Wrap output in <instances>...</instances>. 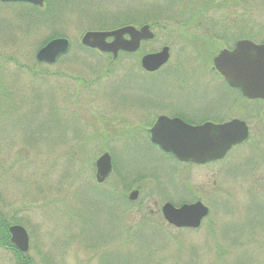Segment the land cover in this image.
Masks as SVG:
<instances>
[{"label":"rangeland","instance_id":"rangeland-1","mask_svg":"<svg viewBox=\"0 0 264 264\" xmlns=\"http://www.w3.org/2000/svg\"><path fill=\"white\" fill-rule=\"evenodd\" d=\"M186 2L62 0L59 8H53L52 19L42 25L19 17L21 7L0 3V204L29 233L33 261L264 264V187L240 186L239 177L245 174L227 173L223 216H217L216 207L198 231L176 229L163 219L160 224V218L135 220L136 216H126L125 206L116 199L111 210L91 198L88 185L81 197L76 193L75 181L94 183L101 154L95 143L77 153L75 131L92 132L90 123L102 121L92 111L102 113L108 106L121 105L122 90L185 84L203 86L215 96L219 86L227 91L213 65L222 44L215 41V46H205L201 39L205 30L198 24L180 30L184 16L178 10H191ZM130 9L135 15L152 10L146 19L158 26L156 39L145 43L140 53L121 55L109 64L108 57L82 46L87 32L112 30L118 24L114 18L127 15ZM219 12L205 18L218 21ZM194 15L192 22L202 20L196 9ZM136 24L148 23L140 18ZM53 35L70 40L69 52L55 65L40 64L37 51ZM165 46L170 48L169 63L157 74H146L141 67L143 56ZM204 176L205 172L198 173L194 181L207 183ZM13 261L0 248V264Z\"/></svg>","mask_w":264,"mask_h":264},{"label":"flooded vegetation","instance_id":"flooded-vegetation-1","mask_svg":"<svg viewBox=\"0 0 264 264\" xmlns=\"http://www.w3.org/2000/svg\"><path fill=\"white\" fill-rule=\"evenodd\" d=\"M160 1L172 5L178 3V0ZM186 1L193 17L188 26L191 24L190 27L194 28L198 24L199 28L205 30L206 36L201 39L207 47L215 46V41H219L222 49L218 54L223 50L233 51L243 41L264 45V0ZM195 9L202 20L194 23ZM215 11L222 13L220 20L205 18ZM143 44L145 43L142 46ZM101 55L108 57L110 64L115 63L121 55L136 54L120 53L116 59L111 54ZM158 72L146 74L154 75ZM216 73L227 89L221 90L219 86L216 96L214 91L210 93L203 86H130L122 90L124 100L121 105L108 106L107 111L102 113L98 109L92 111L102 121L99 124L90 123L92 132L89 130L87 135L79 128L75 131L74 141H77L79 149L77 153L82 154V151L95 143L101 156H111L112 169L105 180L100 182L95 163L94 183L86 182L82 185L81 181H75V184H79L76 193L81 197L83 189L88 185L91 198L105 203L111 210L112 202L116 199L125 206L126 216H136L138 221L147 216L153 222L160 218L158 223L161 224L163 207L167 204L181 209L186 205L202 203L209 210L207 216H213L216 207L219 211L217 216H223L220 211L224 208L228 172L245 174L239 177L240 186L249 184L263 188L264 175H258L260 172L264 173V97H248L242 89L231 86L221 74ZM98 103L97 101L96 104ZM161 118L179 120L194 127L236 122L233 133L241 141L232 146L221 159L204 164L182 161L154 141V138L165 137L169 131L168 127H164L154 136L153 132ZM84 126L87 127L86 124ZM171 131L175 132L173 129ZM117 155L121 156L119 162ZM202 172H205L204 179L208 182H195L194 176ZM12 264L47 263L13 261Z\"/></svg>","mask_w":264,"mask_h":264},{"label":"water","instance_id":"water-1","mask_svg":"<svg viewBox=\"0 0 264 264\" xmlns=\"http://www.w3.org/2000/svg\"><path fill=\"white\" fill-rule=\"evenodd\" d=\"M46 0H0L1 3H29L43 7ZM128 36L129 38H126ZM108 39H112L108 42ZM154 39L150 26L136 29L133 26L122 27L113 31L87 32L82 38V45L102 53H110L116 59L120 52L136 53L143 41ZM70 41L56 38L41 48L36 59L39 63L53 65L67 54ZM170 59V49L164 47L157 53L142 58V68L147 72H156ZM214 68L235 88H241L248 97H264V45L243 41L233 51H222L214 60ZM168 127L165 137L154 138L167 152L174 153L182 161L204 164L223 158L228 150L240 141L234 135L235 123L223 126L205 124L199 127L188 126L179 120L161 118L154 130L156 136L160 129ZM174 130L175 133L171 130ZM97 179L102 182L111 172L112 163L109 154L101 156L97 162ZM164 219L177 228L198 229L208 209L202 203L186 205L176 209L167 204L163 207ZM11 242L23 253L30 250V237L21 225L9 228Z\"/></svg>","mask_w":264,"mask_h":264},{"label":"trees","instance_id":"trees-1","mask_svg":"<svg viewBox=\"0 0 264 264\" xmlns=\"http://www.w3.org/2000/svg\"><path fill=\"white\" fill-rule=\"evenodd\" d=\"M61 1L62 0H47L45 8L43 9L28 5V4H10V5H16L22 8L21 11L19 12V17L24 18V19L26 18L28 20L27 22L31 24L42 25L44 24L43 22L44 20H46L45 22H47L52 19V16L55 15V13H53L54 11L53 8H59ZM180 2L181 0L178 1V3ZM44 10H45V13L43 12ZM131 11L132 10L130 9L127 15H124V14L120 15L122 19L120 17L114 18L115 19L114 21H116L115 23H118V24L112 27L111 29H115V28H118L124 25H138L136 23L140 18L144 19V23H148V24L150 23L153 29H156L158 27L156 23H153V21L149 22V20L146 19L149 16V14L152 12V10L143 11V12L138 13L137 15H135V13ZM178 11L181 14V16L182 15L184 16V19L182 20L183 22L181 23V26H179L180 30H187L188 29L187 27H189L187 22L193 18L192 14L191 12L185 11L184 9H179ZM130 12L131 14L128 15ZM157 12L158 11L154 10L155 15ZM103 28H107V27H103ZM101 30H109V29H101ZM56 37L57 35H53L49 39H46L42 43V45L39 47V49L42 48L47 42H49V40H51L52 38H56ZM149 221L150 219L147 216H143V219L141 220V222H149ZM13 224H21V223L16 222L15 220H11L10 216L4 212L0 204V248L9 252L13 256L15 261H33L34 259L31 257L30 254H25V253L20 252L11 243L9 227Z\"/></svg>","mask_w":264,"mask_h":264}]
</instances>
